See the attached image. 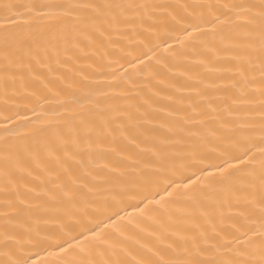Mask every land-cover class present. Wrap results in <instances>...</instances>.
Returning a JSON list of instances; mask_svg holds the SVG:
<instances>
[{
	"label": "snow or ice",
	"instance_id": "6c2138e0",
	"mask_svg": "<svg viewBox=\"0 0 264 264\" xmlns=\"http://www.w3.org/2000/svg\"><path fill=\"white\" fill-rule=\"evenodd\" d=\"M0 264H264V0H0Z\"/></svg>",
	"mask_w": 264,
	"mask_h": 264
},
{
	"label": "bare ground",
	"instance_id": "6f19581e",
	"mask_svg": "<svg viewBox=\"0 0 264 264\" xmlns=\"http://www.w3.org/2000/svg\"><path fill=\"white\" fill-rule=\"evenodd\" d=\"M14 3H24L27 2V0H12Z\"/></svg>",
	"mask_w": 264,
	"mask_h": 264
}]
</instances>
